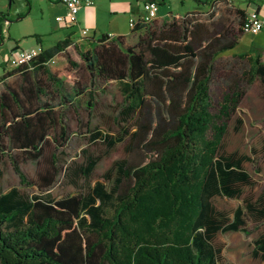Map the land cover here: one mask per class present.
<instances>
[{
	"label": "trees",
	"instance_id": "trees-1",
	"mask_svg": "<svg viewBox=\"0 0 264 264\" xmlns=\"http://www.w3.org/2000/svg\"><path fill=\"white\" fill-rule=\"evenodd\" d=\"M238 14V25L210 10L206 17L192 11L161 24L140 18L133 28L141 32L134 45L109 34L67 37L0 76V82L17 76L0 93V176L3 155H8L22 183H33L20 168L19 156L40 163L49 145L65 146L72 112L90 133V121H81L82 110L93 115L94 88L100 82L119 84L121 115L138 126L131 134L133 143L154 153L117 162L118 177L110 187L97 181L59 199L29 196L16 186L0 190V264H223L214 239L219 232L245 230V211L237 207L231 220L212 199L239 196L251 176L243 167L245 157L221 149L226 125L209 132L210 84L217 62L244 33L246 15L243 10ZM3 34L0 25L1 40ZM71 45L79 60L69 53ZM58 55L69 65L61 72L49 68ZM235 56L248 60L244 81L259 79L264 85L262 51ZM244 94L239 85L231 87L222 105L226 117ZM154 102L169 108L174 120L170 128L152 127ZM102 136L114 144L98 129L90 139ZM59 163L53 153L39 170L35 184L41 190L56 182ZM96 163L90 160L83 174L89 176ZM246 209L264 218V207L248 204ZM254 245V256L264 262V233Z\"/></svg>",
	"mask_w": 264,
	"mask_h": 264
},
{
	"label": "rangeland",
	"instance_id": "rangeland-1",
	"mask_svg": "<svg viewBox=\"0 0 264 264\" xmlns=\"http://www.w3.org/2000/svg\"><path fill=\"white\" fill-rule=\"evenodd\" d=\"M212 2L214 0H166V4L161 8L166 11L165 16L171 11L173 15L179 13L180 16H185L189 12L201 9L204 12L208 10L216 12L218 18L222 11L229 12L228 7L218 4L211 6ZM224 20L227 24H239V20L233 16H226ZM53 30L47 16L42 18L40 14H29L22 19L12 16L9 17L8 22H5L4 41L8 43L11 38L26 45L36 42L35 35H42L44 45L50 46L64 38L63 30ZM253 50L262 51L264 60V31L243 33L238 45L225 53L217 62V71L210 84L213 120L209 132L213 133L214 126L226 125L221 149L227 154L245 157L243 167L251 176V182L241 188L242 192L239 196L230 198L216 195L212 199L216 209L231 220L237 207H243L245 211V230L219 232L214 239L215 245L220 249V260L223 264H264L253 254L254 241L264 233V218L259 220L246 209L248 204L258 209L264 207V85L259 79L251 84L246 83L243 74L249 66L248 60L235 56ZM69 53L73 57H78L73 46L70 47ZM64 58L58 56L53 67L64 70ZM5 65L8 66L7 58L5 54L0 53V75ZM233 85H239L245 94L236 109L226 117L222 113V105L225 97L231 93ZM94 90L97 104L93 115L90 117L83 109L81 117L84 123L90 121L91 132L85 133L86 129L82 128L81 122L72 112V117L69 119L72 133L65 146L56 149V145H49L40 163L19 156L20 168L30 180L34 181L29 185L22 183L14 163L8 155H3L1 191L16 186L29 196L39 194L43 197L59 199L86 191L97 181H102L110 187L113 180L118 177L115 167L117 162L122 160L134 162L154 155L142 144L133 143L131 134L137 131L138 126L133 120L126 121L121 115L124 96L119 84L114 81L100 82L96 84ZM168 110L169 108L164 104L153 103L149 113L154 117L152 120L154 129L171 127L174 120ZM97 129L102 131L103 135L111 136L114 144L111 145L104 136L96 140L90 139L91 133ZM150 135L152 136L153 132L149 137ZM53 153L60 159L61 170L56 182L50 188L41 190L35 184L39 181L38 172L49 164ZM93 159L97 160L96 166L89 176H85L82 170Z\"/></svg>",
	"mask_w": 264,
	"mask_h": 264
},
{
	"label": "crops",
	"instance_id": "crops-1",
	"mask_svg": "<svg viewBox=\"0 0 264 264\" xmlns=\"http://www.w3.org/2000/svg\"><path fill=\"white\" fill-rule=\"evenodd\" d=\"M143 1L144 0H94L92 5L81 8L77 20L73 24H68L58 19L59 16H64L67 11L65 5L61 3L60 0H0V25H2L5 30V22L9 21V17L17 16L19 19H22L29 14H40L42 18L45 16L48 17L54 30H63V39L70 37L74 40H82L81 30L87 28L89 30L87 36L99 37L102 34H109L115 37L124 36L128 45H134L137 43L138 36L141 32L134 31L130 26V20L134 18L139 21L143 13ZM156 1L159 2L160 6L158 17L154 22L161 24L165 20L170 19L171 16H180L179 13L173 15L172 11L165 16L166 11H163L161 7L166 4V0ZM217 4L229 8L228 13L223 11L220 13L221 15H219V17L222 19L226 16H233L240 20L238 17L239 10H243L245 15L254 10L264 13V0H218ZM195 11L203 13V15L205 14L201 9ZM5 32L6 31H4L3 34L4 37ZM38 36L39 39L36 38V42H31L26 45L11 38L10 41L6 43L3 38L2 42H0V53L5 54V58L8 59L9 56L15 53L18 49H31L38 46H41L42 49H46L52 47L58 41L63 40L60 39L50 46H45L42 35ZM70 47H72V45L69 46L68 50ZM58 56L53 58L49 64V68L52 71L61 72L59 68L53 67V63ZM74 58L79 60V56ZM64 65V70L69 68L66 59ZM12 69V66L5 65L0 76ZM16 78L17 76H10L7 77L5 81L0 82V93L7 90L6 83H11Z\"/></svg>",
	"mask_w": 264,
	"mask_h": 264
},
{
	"label": "built area",
	"instance_id": "built-area-1",
	"mask_svg": "<svg viewBox=\"0 0 264 264\" xmlns=\"http://www.w3.org/2000/svg\"><path fill=\"white\" fill-rule=\"evenodd\" d=\"M66 7V14L59 16L60 21H64L68 24H73L78 17V14L82 7L90 6L94 3V0H60ZM159 2L156 0H144L143 1V13L141 18L146 22H152L158 17ZM137 20L132 18L130 20V26L132 28L137 24ZM241 28L244 33H259L264 31V13L258 10L249 12L242 21ZM89 30L84 28L81 30L82 36H87ZM42 47L38 46L31 49H18L7 59L8 65L12 67L25 64L33 60L40 54Z\"/></svg>",
	"mask_w": 264,
	"mask_h": 264
}]
</instances>
